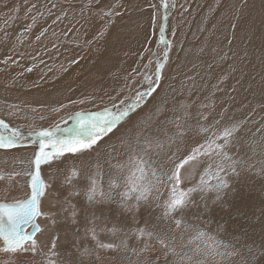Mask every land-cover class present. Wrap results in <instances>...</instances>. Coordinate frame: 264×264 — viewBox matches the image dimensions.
Masks as SVG:
<instances>
[{"label":"snow or ice","instance_id":"snow-or-ice-1","mask_svg":"<svg viewBox=\"0 0 264 264\" xmlns=\"http://www.w3.org/2000/svg\"><path fill=\"white\" fill-rule=\"evenodd\" d=\"M109 7L114 9L123 5ZM158 7L163 12L157 31L155 12ZM174 7L172 4L171 8ZM230 7H234L237 14L229 23L233 30L231 36H225L229 45L228 52H223L222 49L218 52L215 48L212 51L217 53L220 60L228 59V53H231L233 60L243 63L249 53L246 48L236 50L235 45L238 40L251 42L248 36L251 29L241 23L244 20L243 9L248 7V3L247 0H240L238 5ZM148 8L152 10L151 33L145 34V43H151L148 35H155L157 48L152 51L148 63L143 65L145 71L140 85L142 91L140 88L134 89L133 94L121 100L119 105L113 103L111 107L74 113L69 117L74 121L71 127L61 128L57 123L26 133L0 119V149L35 146L29 161L32 168L26 174L30 188L26 199L14 203H0L2 251L4 254H12L15 264H35L28 254L35 255L37 250L34 237L41 232L37 218L49 215L42 211V198L46 197V192L62 190H67L68 195L59 203L68 204L72 211L70 215H65L64 221L59 225L55 214H52L50 218L53 225L61 230L75 229L76 234L81 222H90L93 227L85 229V237L91 232L92 239L96 240V221L102 218L105 225L111 222L113 227L107 230L114 239H119V243L105 244L97 241V247L121 254L120 264H258V259L264 258V208L260 209L258 218L261 225L259 241L244 239L248 235L247 229L243 233L222 235L223 225L217 226L221 231H217L215 236L209 235L212 228L211 220L206 218L208 213L215 205L225 206V196L236 191L232 185L233 179L247 171L250 163L247 156L236 159L230 155L237 145L243 144L242 134L247 121L229 114L228 108L216 110L215 93L223 91L219 88L223 80L212 85V90L203 99L197 96L195 100L189 99L187 103L177 102L178 107L173 109V118L165 120L166 125L175 126L171 135L167 130L164 138L145 134V130L140 129V118L131 121L136 109L147 107L146 98L151 97L154 100V94L158 95L157 90L161 87L165 64L172 48V41L168 39L169 0H159V4L149 3ZM101 11L103 16L100 18L108 19L98 33L99 36H103L112 25L111 17L120 15L113 10L105 12L102 8ZM261 26L264 27V17L261 19ZM31 27L32 25H26L24 31H30ZM240 31L245 35L238 36L237 32ZM172 35L175 36L174 31ZM36 39L39 40L40 36ZM143 51L148 52L149 49L143 48ZM261 52L260 61L264 66V34L261 36ZM7 62L6 60L5 63ZM153 63L155 69L149 73ZM27 71H32V68ZM188 79L195 87V78L189 76ZM260 82L261 90L264 91V71L261 73ZM185 91L190 98L192 88H185ZM109 98L114 99L111 96ZM80 103H84V100ZM189 109L195 111L190 112ZM178 112L182 114H176ZM125 121H131L127 128L118 127ZM131 129L139 130L134 138L124 139ZM257 146L262 156L260 175L264 177V136ZM93 153H96L95 157ZM124 155L129 157V162L135 169L129 176H125V164L120 162ZM201 155L220 161L217 171L222 175L218 176L217 184L214 188H208L201 180L200 185L181 187L182 170H186L185 166L195 162ZM113 160L118 163L112 165ZM93 161L96 173L90 171ZM105 164L113 169L107 186L98 180ZM42 174L51 179L46 182ZM57 176L64 178L60 187L54 186ZM75 181H84V186L78 187ZM206 192H214V198L205 195ZM197 195L203 208L196 201ZM81 197L82 200L79 199ZM73 198H77V204H72ZM237 214L246 215L240 209H237ZM58 239V236L53 237L48 264H56L55 258L60 255L56 251ZM152 240L159 244V251L153 252ZM194 241L200 243L193 246ZM92 255V249L87 246L82 251L78 248L63 264H92Z\"/></svg>","mask_w":264,"mask_h":264},{"label":"rangeland","instance_id":"rangeland-1","mask_svg":"<svg viewBox=\"0 0 264 264\" xmlns=\"http://www.w3.org/2000/svg\"><path fill=\"white\" fill-rule=\"evenodd\" d=\"M7 1L9 0H2L1 2L5 3ZM12 1H15L17 4L15 6V16H3L4 21L8 24L6 27H0V47L1 44H5L8 41L13 30L17 28L18 30L20 29L22 33L21 37L18 35L19 38H17L20 43L38 44L44 40L57 38V40L65 47L68 56L72 59H76L77 54L85 49L83 48L84 36L82 32L80 33V36H76V33L81 28L79 24L83 26L85 23L99 19L100 26L98 29L101 31L103 25L108 19V17H105L104 19L100 18L103 16L101 9L103 8L105 12L109 10L119 12L123 11L125 7V0H99V3H97V0H29L26 8L19 9V5H23L26 0ZM153 2L159 4V0H130V5L134 3L133 5H138V7H135L134 9L127 7L128 10L126 13L132 14L131 18L134 16L135 20L133 19L132 21H135V23L128 26L129 28L125 27V29H129L128 32L125 29L123 31V34L126 37L121 40L123 42L121 44V53L124 58L128 57L131 59L133 56L135 63H133V65L130 64V68L120 66L115 70L109 68L107 71V78L105 81L111 80L114 86L113 89L118 90L117 93L113 90L105 92L108 86L104 83L98 90L101 93L98 95V98H100L98 102L100 104L94 103L90 98L93 96L90 94L92 93V87L88 88L89 96H83L81 94L69 98L65 92L63 93V96L60 95L61 93L59 95L57 94L55 100H61L60 104L57 103L58 105L44 104L43 102L18 103L3 101L0 98V119H3L10 126L21 128L26 133L29 130L38 131L41 128H48L57 123L62 126L61 128L71 127L74 121L70 120L69 117L73 116L74 113L79 111H95L98 108H103L105 106L111 107L113 103L119 105L121 100H124L126 97L133 94L134 89L140 88L142 91L143 88H141L140 85L143 80L142 74L145 71L143 65L148 63V59L152 57V51H155L157 48V45L155 44V35H148V41H151V43L144 44L145 34L151 33L150 23L152 10L148 8V4ZM169 3L168 39L172 41V48L169 52V59L165 64L161 87L157 90L158 95L164 86L165 80L171 78V68L176 63L178 64L180 61L184 60L183 56L186 55V51L189 48L187 46L193 43L194 46H190L188 54L191 55L188 57L186 56V65L184 62H180L179 67L177 66V73L173 74L177 75V85L173 86V84L169 83V90H165L166 92H163L159 96L154 94V100L151 97L146 98L147 107H142L139 111L136 109L131 118L134 121L138 118L141 119L140 129H144L145 134L150 133L153 136L159 135L161 138H164L166 130L169 135L174 131L175 126L166 125L165 120L173 118V109L178 107V101L187 103L189 102V99L192 100L194 95L196 98L199 96L203 99V97L207 96L212 90V85H216L218 81L223 80V83L219 84V88L223 91H216L215 93L216 110L220 111L223 108H228L229 114L247 121V126L244 128L242 134L243 144L237 145L230 155L234 156L236 159L247 156L250 163L247 171L233 179L232 185L236 191L230 192L225 196V206L220 207L219 205H215L208 213L206 218L211 220L212 228L209 235L215 236L217 231H221L217 226L223 225L222 235L243 233L244 230L247 229L248 235L243 238L246 240L251 238L259 241L261 225L258 218L260 216V209L264 208V177L260 175L262 156L261 150L257 146L261 137L264 136V132L261 131L264 130V91L261 90L260 82L261 73L264 71V66L261 65L260 61L262 54L261 36L264 34V27L261 26V19L264 17V4L261 3L257 8L248 11L244 15V20L241 22L242 26L246 24L251 29L248 33L251 42L247 43L246 41L238 40L235 45L236 50L246 48L249 53L248 57H251L253 61L258 63L257 68H260V72L257 74L255 73L253 61H244L241 63L239 60H233L231 58V53H228V59L220 60L217 53L212 51V49L215 48L218 52L221 49L223 52H228L229 45L225 41V36L230 37L233 30L229 27V23H226L228 20L232 21L236 16L237 13L234 7H228L226 4L221 6L219 5L218 0H169ZM117 4L123 5V7H115L114 9L109 7L110 5ZM172 4L175 5L174 8H171ZM68 10L75 12V16L68 15ZM24 12H30L31 14H23ZM162 12L163 9L159 7L155 12L157 31L161 23ZM33 17H35L34 22ZM190 19L193 20L192 23L189 24L190 27L194 29V31L191 32L193 35H191V38L188 41H186V39L180 41V38H184L179 37L181 30L186 28L184 25L186 21H189ZM111 20L113 23L107 28L103 36H99V31H95V39L91 42L93 43V51L95 53H102L104 51L106 38L112 27H114L116 15L112 16ZM13 25H15V27H13ZM26 25H32L30 31H24ZM55 25L56 27H54ZM55 29L60 30L58 35L55 33ZM173 31L175 32V36L172 35ZM42 32L43 35H41ZM129 32L131 34L128 35ZM237 35L244 36L245 33L240 31L237 32ZM37 36H40L39 41L36 39ZM139 36L140 38H138ZM186 36L188 35H185V37ZM134 40L139 42H135ZM126 41H128V43ZM143 48H148L149 51L144 52ZM21 49L25 52L29 50L25 48ZM45 49L47 48L42 47L39 50L40 56ZM241 55H243L242 52ZM21 59L20 55H15L14 49L13 51L8 50L2 57H0V66L3 65V68L0 67V70H2L0 71V84L6 81V78L8 77L6 74L7 69L9 68L8 65L12 67L17 60L21 61ZM6 60L8 61L7 63H5ZM127 63L128 61L126 60V64ZM58 65L59 68L62 69L61 64L59 63ZM28 66L29 64L26 63L25 67ZM191 67L192 71L189 74L190 76L193 75V72L197 73L199 71L198 74L206 76L207 80L208 78L213 79L215 77L211 72V68L213 67H217L218 72L221 73L220 76H222L224 71L229 70L232 75L235 73L233 75V82L230 77L225 78L223 76L222 78L214 79L212 84H207L208 89L202 88L201 82H195V87H193L192 83L189 84V87H187V85L183 86V79H186V76L185 73L180 71V69L188 70ZM154 69L155 64L153 63L148 70L149 73L154 71ZM241 78L242 80H240ZM187 82L188 81L185 83L187 84ZM185 88H192V96L190 98H188ZM226 91L227 94L225 93ZM180 93H183V95H180ZM110 96L113 98L115 97L116 99L114 98L115 100L104 101V97L110 99ZM81 100H84V103H80ZM72 101H75V103H72ZM170 102H173V104H170ZM149 105L152 106L151 110H147ZM51 106H53L54 109H52ZM167 106L169 110L171 109V114L165 112ZM146 111H150V113L145 117L143 116V113ZM189 111L193 112L195 109H189ZM176 114L182 113L178 112ZM45 122H51L52 124L48 127L42 126V123ZM127 122L128 121L122 122L118 127L126 125ZM138 130L139 129L129 130L125 134L124 139L128 140L134 138L135 133ZM104 139H107V137ZM113 142H115V137H113ZM34 148V145H25L24 147L14 149H0L1 201L3 200L7 203H13L17 200L26 199L27 193L30 192V188L28 187L29 179L26 174L32 168L29 161L32 157ZM95 156L96 153H93V157ZM120 162L125 164V176H129L131 172L135 171L132 164L129 162V157L127 155H124L123 160ZM71 163L72 162L70 161L69 164L71 165ZM76 163L79 165L78 161ZM117 163V160L112 161V165H116ZM219 163V160L213 159L211 156H198L195 162H190L189 165L185 166L186 170H182L183 182L181 187L189 188L200 185L201 180H203L204 185L208 188H214L217 184L218 176L222 175V173L217 171V165ZM90 171L92 173L97 172L94 161L91 164ZM112 171L113 169L108 165L105 164L103 166L100 175L98 176V180L102 185L107 186V181ZM42 178H44L46 182L51 179L43 174ZM63 182L64 178L62 176H57L54 180V186L60 187ZM75 183L78 187L84 186V181H75ZM67 195V190H62L61 192L53 191L46 192V197L42 198V211L49 215L37 218V223L42 229L41 232L37 233L36 237H34L37 242L36 253L35 255L29 253V258L34 260L35 264H48V260L50 259L48 253L50 252L53 237L58 236L59 239L56 242V251L60 255L55 258L56 264H63V261H65L70 254L76 253L78 248L82 251L85 246L93 251V255L91 256L92 264H115V262L120 264L121 254L97 247V241L105 244L110 242L119 243V239H114L110 231L107 230L113 227L111 222H108L107 225H105V221L102 218L96 221V240L92 239L91 232L85 237V229L93 227V224L90 222H81L78 225L79 232L76 234H74L75 229L64 228L61 230L57 226L64 221L65 215H70L72 211L68 204L59 203L64 201L65 196ZM205 195L214 198V192H206ZM79 199L82 200L83 198L81 197ZM196 201L197 203H200V207L203 208V203L200 202L198 195L196 196ZM71 202L72 204H77V198H73ZM209 203H211V201H209ZM237 209H240L242 212L246 213V215L237 214ZM193 211H195V209H193ZM52 214H55L57 218V225H53L52 223L50 218ZM28 243L30 244L31 242L29 241ZM130 243L134 242L130 241ZM195 243H200V241H194L193 246ZM151 244L153 245V252L160 250V246L155 240H152ZM2 249L3 244L0 242V251L2 253L1 257L3 261L2 262L0 259V264H10V262L12 264V261L15 262L14 256L12 254H4ZM129 255L131 254L129 253ZM132 258L135 259V257ZM258 264H264V258H259Z\"/></svg>","mask_w":264,"mask_h":264},{"label":"bare ground","instance_id":"bare-ground-1","mask_svg":"<svg viewBox=\"0 0 264 264\" xmlns=\"http://www.w3.org/2000/svg\"><path fill=\"white\" fill-rule=\"evenodd\" d=\"M135 1H137V0H135ZM129 2H130V0H125L124 10L118 12V13H120L119 16L116 15V21H115L113 30H112V32L110 31L108 33L105 48H104V51L102 53L101 52L95 53L93 51V43H91L92 40L95 39L94 35H95V31L97 30L96 28L99 27L97 19L92 20L88 23H85V24H83V26H81V24H79V26L81 28L76 33V36H80V33L82 31V34L84 36L83 39H84L85 49L77 54L76 59H74V58L72 59L68 56V53H67L65 47L57 40V38L44 40L43 42L38 43V44H36V43L35 44L34 43L33 44H31V43L22 44L17 40L18 35H20V37L22 35L20 29L19 30L17 28L14 29L12 32V35L8 38V41L5 44H1L0 57H2L3 54L5 52H7L8 50L13 51V49H14L15 55H20L22 59H21V61L17 60L15 62V65H13L12 67H10L8 65L9 68L7 69V72H6L8 77L6 78V81H4L2 84H0V98L3 101H11V102H18V103H27V102L28 103L29 102L40 103V102H43L44 104H50V105L56 104V105H58L61 103V100H57V99L55 100L57 94L59 95L61 93L60 95L63 96V93L65 92V94L69 98H71L73 96H79L81 94L83 96H89L88 95V92H89L88 88L92 87V91H91L92 93H90V94L93 96H91L90 98L92 99V101H94V103H99L98 101L100 98H98V95L101 93L98 90L100 89L101 85L104 83L108 86L107 89L105 90V92H110L113 90L115 93H117L118 90L113 89L114 86H113V83L111 82V80L105 81L107 78L106 77L107 71L109 70V68L111 70H115L116 68H118L120 66H125V67L130 68L129 65L130 64L133 65V63H135L133 56L131 57V59L128 57L124 58L122 56V53H121V44L123 43L121 40L126 37L123 34V31H124L125 27L129 28L128 26L132 25V23H133L132 20L134 19V16H133V18H131L132 14L126 13V11L128 10L127 7L128 8L130 7L133 9L135 8V7H133L134 6L133 4L135 2L133 1L134 3L132 5H130ZM218 2H219V5H221V6L226 4L229 7V6L235 5V4L238 5L240 3V0H218ZM247 3H248V7L243 9L244 15L248 11L257 8L262 3V0H247ZM125 13H126V15H125ZM67 14L75 16V12H72L69 10L67 11ZM139 20H141V19H139ZM192 21H193L192 19H190L189 21H186V23L184 25V27H186V28L181 30V34L179 36V37H184V38H180V41H182V40L184 41L185 39H186V41H188L191 38V35H193V34H191V32L194 31V29L192 27H190V25H189L190 23H192ZM139 23H140V21H139ZM139 23H138V25H139ZM228 23H230V20H228V22L226 24H228ZM122 26H124V27H122ZM135 26H137V25H135ZM135 26H133V27H135ZM54 27H56V25ZM133 27H131V28H133ZM141 27H142V24H141ZM125 30H127V32L129 31V29H125ZM138 30H139V28H138ZM55 33L58 35L60 33V30L55 29ZM129 34H131V33L129 32L128 35ZM126 35H127V33H126ZM185 35H188V36L185 37ZM136 37H137V33H136ZM131 38H132V36H131ZM138 38H140V36ZM138 38H137V40H138ZM33 41H35V40H33ZM17 42H18V44H17ZM126 42L128 43V41H126ZM135 42H139V41H135ZM144 44H145V42H144ZM190 46H194V43L189 44V46H187L189 48L186 51V55L183 56L184 60L180 61V62H184L185 65L187 62L185 60V58H187L188 56L191 55V54H188V51L190 50ZM42 47H46L47 49H45L40 56L39 50ZM21 48H25V49H29V50L27 52H25V51H22ZM135 56H137V55H135ZM126 60L128 61L127 64H126ZM247 61H253V59L251 57H248L245 60V62H247ZM253 62H254V66H255L254 67L255 73L259 74L260 68H257L258 63L256 61H253ZM26 63L29 64L28 67H25ZM59 63L61 64L62 69L59 68V65H58ZM179 63L178 64L176 63L171 68L172 75L174 73H177V66L179 67ZM181 66H183V65H181ZM0 67L3 68V65ZM28 68H32V71H30V72L27 71ZM213 68H215V69H213ZM213 68H211L212 74L215 75V77L213 79L208 78V80H207L206 76H201L200 74H198L199 71L197 73L193 72V75H191V77L195 78V82H201L202 88H207V84L210 85V84H212V81L214 79L222 78L223 76L225 78L230 77L231 81L233 80V75L235 73L232 75L229 70H226L223 72L222 76H220L221 73L218 72L217 67H213ZM234 68H235V65H234ZM0 71H2V70H0ZM180 71L182 73H185V76H186V79H183V86L187 85V87H189V84H191L192 82L188 79V77L190 76L189 74L192 71V67L188 70L180 69ZM133 73H134V71H133ZM172 75H171V78L169 80H165L164 86L161 89V92L159 95H161L163 92H166L165 90H169L168 89L170 86L169 83L173 84V86L177 85V81H176L177 75L176 74L173 76ZM185 80L188 81L187 84L185 83L186 82ZM240 80H242V78ZM165 84H166V86H165ZM201 84H198V85H201ZM120 86H122V85H120ZM117 89H119V88H117ZM225 93L227 94V91ZM115 99H108V98L104 97V101H111V100H115ZM162 99H163V95H162ZM195 99H196V96L194 95L192 97V100H195ZM174 100H172V101H174ZM170 104H173V102L172 103L170 102ZM51 108L54 109L53 106H51ZM151 108H152V106L149 105L147 110H149V109L151 110ZM170 110L167 106L165 112L170 113ZM138 111H139V109H138ZM148 113H150V111L144 112L143 116H145V117L148 116L149 115ZM131 120H133V119L131 118ZM129 122H131V121H128L126 125L119 126V127L120 128H122V127L126 128L130 124ZM51 124H52L51 122H45V123H42V126L48 127ZM0 203H7V202L0 200ZM115 264H119V263L115 262Z\"/></svg>","mask_w":264,"mask_h":264},{"label":"crops","instance_id":"crops-1","mask_svg":"<svg viewBox=\"0 0 264 264\" xmlns=\"http://www.w3.org/2000/svg\"><path fill=\"white\" fill-rule=\"evenodd\" d=\"M1 1L2 0H0V2ZM28 2H29V0H26L25 3L23 5L20 4L18 8L19 9L26 8V5H27ZM16 5H17L16 2L12 1V0H9V1L5 2V3L4 2L0 3V27H6L7 24H8L7 22L4 21L3 16H15V6ZM23 14H31V13L30 12H24ZM92 18H93V16H92ZM98 26H100L99 19H98ZM13 27H15V25H13ZM96 29H97V31L100 32V30L98 28H96ZM112 30H113V27L111 29V32H112ZM106 40H107V38H106ZM83 48H85V44H84ZM1 256H2V253L0 251V259L2 261V257ZM14 263L15 262L12 261V264H14Z\"/></svg>","mask_w":264,"mask_h":264},{"label":"flooded vegetation","instance_id":"flooded-vegetation-1","mask_svg":"<svg viewBox=\"0 0 264 264\" xmlns=\"http://www.w3.org/2000/svg\"><path fill=\"white\" fill-rule=\"evenodd\" d=\"M14 203V202H13Z\"/></svg>","mask_w":264,"mask_h":264}]
</instances>
